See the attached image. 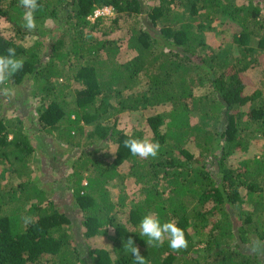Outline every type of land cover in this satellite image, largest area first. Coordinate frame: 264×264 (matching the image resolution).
Instances as JSON below:
<instances>
[{
  "label": "trees",
  "instance_id": "16d2710c",
  "mask_svg": "<svg viewBox=\"0 0 264 264\" xmlns=\"http://www.w3.org/2000/svg\"><path fill=\"white\" fill-rule=\"evenodd\" d=\"M151 1L157 4L38 0L31 33L22 27L25 10L19 0H0V18L10 31L0 32V55L12 47L24 61L7 87L43 81L34 89L41 103L32 121L0 111V166L9 162L15 178L7 186L0 182V264H134L123 249L130 237L146 264H264L261 255L248 251L253 240L264 241V152L249 161L241 158L254 141L264 140V85L247 94L241 77L253 66L248 56L264 53V0L246 6L238 0ZM103 6L114 13L103 34L124 31L125 49L114 38L96 39L86 31L103 22L101 16L89 19ZM217 15L239 29L231 39L236 55L218 56L203 37ZM48 19L56 25L50 39L37 37L24 45ZM128 51L134 56L123 60ZM71 70L79 87L70 94ZM196 89L203 91L196 94ZM115 95L118 100L111 104ZM155 107L168 108L165 115L146 117L160 151L155 158L134 157L123 141L142 139L144 132L126 133L109 118ZM93 122L86 135L82 123ZM26 127L56 131L69 148H79L76 139L85 136V151L67 177L70 200L40 187L30 172L22 177L36 152ZM190 140L197 153L187 148ZM97 141L116 145L113 160L91 157ZM236 156V164H229ZM123 164L136 190L131 195L128 182H117L122 188L114 200L108 187ZM3 174L4 168L0 181ZM149 213L161 223L175 221L188 247L174 251L167 240L148 246L139 225ZM95 236L111 239V251L84 250L83 241Z\"/></svg>",
  "mask_w": 264,
  "mask_h": 264
},
{
  "label": "rangeland",
  "instance_id": "374dc122",
  "mask_svg": "<svg viewBox=\"0 0 264 264\" xmlns=\"http://www.w3.org/2000/svg\"><path fill=\"white\" fill-rule=\"evenodd\" d=\"M252 2V0H238V5L246 6L248 3ZM146 5L152 7L154 4L156 5L155 1L145 0ZM253 3V2H252ZM114 13L109 15V17H104L103 22L100 26L94 30L87 29V32H91L92 37L96 39L100 38H114L118 40L122 45L121 47L125 49V36L126 33L124 31H113L110 34L104 35L103 29L104 26H108L110 24L109 18H112ZM94 20V19H93ZM91 20V22H93ZM142 22L145 26L150 28L149 22L145 17L142 18ZM56 25L47 20L44 24V27L39 28L41 31L39 34L35 33L36 35H32L31 32L24 41V45H27L34 41L35 38L40 37L42 40L47 41L52 36L51 29ZM238 27L231 22L230 20L225 19L223 16L217 15L212 20V28L208 31L203 32V37L205 41L208 43L209 46L213 48L218 54V56L224 58L231 54L236 55L238 51L236 50L234 44L231 42L232 35L237 33ZM61 32V30H59ZM57 31V32H59ZM0 32L3 33H10L9 27L7 23L0 18ZM152 33H156V31L151 30ZM251 46L254 43L250 44ZM256 54L252 56H248L249 62L252 63V67L245 68L244 72L241 74L242 79L245 81L247 85V89L245 90L247 94H251L253 91L259 90L264 85V53L262 52H255ZM241 55L243 53H240ZM134 56L132 51H128L126 55L123 57V60L129 59ZM72 63L74 61L72 60ZM249 65V64H248ZM71 70L67 73L70 79V88L68 92L71 94L73 91L78 88L79 86L75 83L74 80V72ZM35 79L30 80L27 84L17 85L10 87L11 95L5 97L0 95V111L2 110V115H7L9 117L12 116H22L26 118L28 121H32V119L36 116V108L41 103V98L38 97L39 94L33 96V93L37 90L39 82L43 81H34ZM262 89H264L262 87ZM199 91H203V89H196V94ZM264 91V90H263ZM68 93V94H69ZM121 95H126V92L120 93ZM119 94V95H120ZM119 95H115L113 99H111V104H116ZM166 107H155L152 109L147 110H139V111H123L113 115L109 118L111 122L113 120L117 121V126L119 129H123L126 133L135 132V130H141L143 133V138L152 142V135L146 123V117L149 115L155 114H162L165 115L167 112ZM197 120L196 116L191 117V122H195ZM93 123L83 124L84 133H90L94 127ZM63 127V125H62ZM61 128V127H60ZM27 129V130H26ZM30 128H24V134L29 136L30 144L35 148L36 152L32 158V163L30 167L24 169L22 172V177L27 178V173L30 172V176L32 181L39 184L40 187L51 191L54 196H60L63 198H68L70 193L67 192L66 187H69L67 183V177L72 174L71 171L73 170V166L75 160L77 159L79 153L84 150L81 146L86 143L85 136L78 137L76 140L80 141L79 148H69L66 144L59 140L58 133L55 131L53 133H45L44 130L35 131L29 130ZM33 131V132H32ZM187 148L193 152L197 153V149L195 144L192 140H190L187 144ZM91 150H94L93 155L91 157L98 158L99 160H104L110 162L113 160L114 152L116 149V145L111 143L110 141L99 142L97 141L92 147ZM85 151V150H84ZM264 152V140L257 139L254 141L249 148V150L242 155L241 158L246 159L247 161L251 160L254 156H260ZM237 157H232L228 162L229 164H236ZM4 168V174L1 176V181L5 186L9 185L8 183L14 182L15 178L10 177L9 169L11 165L9 162L0 166V169ZM121 172L120 176L117 179L110 181L112 183L109 184V190L111 191V195L115 200L117 195L122 188L120 185H117L118 182H123L122 186L126 185L124 182H128L125 188L129 192V194L135 191V184L131 178L127 176L129 169L124 164L120 166ZM91 170L88 172H84V176L88 175ZM134 199L130 200V205L135 202ZM70 200V198H68ZM249 210V207H247ZM1 215V214H0ZM84 250L88 248H105L107 251H111L112 249V241L106 236H95L89 239H85L82 243ZM264 260V256H262Z\"/></svg>",
  "mask_w": 264,
  "mask_h": 264
},
{
  "label": "clouds",
  "instance_id": "9594fccd",
  "mask_svg": "<svg viewBox=\"0 0 264 264\" xmlns=\"http://www.w3.org/2000/svg\"><path fill=\"white\" fill-rule=\"evenodd\" d=\"M19 6L25 10L22 17L24 21L22 27L28 32H33L36 29L35 13L41 7L38 0H19ZM23 65L24 61L22 58H17L15 48L9 47L6 55H0V95L5 97L11 95V89L7 87V84L12 76L22 70ZM123 146L129 150L132 156L142 159L157 157L161 147L158 142H151L136 137L125 139ZM139 227L141 230L140 236L148 238L146 240L148 246H162L167 240L169 247L174 251H180L188 247L185 232L177 226L175 221L161 223L155 213H149L142 218ZM123 249L125 254L131 255L134 264H146L145 257L141 254L140 248L131 237L124 243ZM248 251L252 255L264 256V241L253 240L248 246Z\"/></svg>",
  "mask_w": 264,
  "mask_h": 264
},
{
  "label": "built area",
  "instance_id": "2783aa9c",
  "mask_svg": "<svg viewBox=\"0 0 264 264\" xmlns=\"http://www.w3.org/2000/svg\"><path fill=\"white\" fill-rule=\"evenodd\" d=\"M113 14V9L110 6H104L94 10L93 14L89 17L90 20H93L97 17H106Z\"/></svg>",
  "mask_w": 264,
  "mask_h": 264
}]
</instances>
